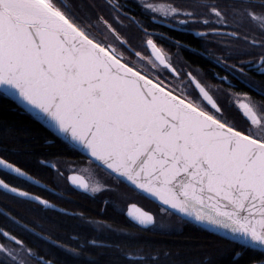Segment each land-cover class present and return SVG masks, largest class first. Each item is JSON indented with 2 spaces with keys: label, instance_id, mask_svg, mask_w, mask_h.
Masks as SVG:
<instances>
[{
  "label": "snow or ice",
  "instance_id": "1",
  "mask_svg": "<svg viewBox=\"0 0 264 264\" xmlns=\"http://www.w3.org/2000/svg\"><path fill=\"white\" fill-rule=\"evenodd\" d=\"M134 9L149 23L194 33L203 48L150 31ZM132 25L147 37L140 46L149 49L148 57L123 34ZM153 37L215 60L255 91L260 100L228 90L244 126L217 103L218 86L177 70ZM233 59L238 63L230 64ZM220 80L232 84L228 76ZM0 93L51 129L46 144L79 150L104 174L85 179L73 170L67 179L76 188L115 193L126 182L158 201L156 212L129 206L137 231L102 220L94 221L95 238L77 240L76 247L44 236L73 260L88 256L83 264H102L106 256L107 264H241L249 250L264 254V0H0ZM38 147L44 144L26 129H13L0 138V169L39 185L5 158L33 157ZM50 166L63 178L57 163ZM0 190L44 209L56 207L5 178ZM102 203L105 209L117 206L111 198ZM62 211L87 219L82 212ZM0 212L28 228L10 212ZM0 236L8 241L0 242V264H61L7 230L0 229Z\"/></svg>",
  "mask_w": 264,
  "mask_h": 264
},
{
  "label": "flooded vegetation",
  "instance_id": "2",
  "mask_svg": "<svg viewBox=\"0 0 264 264\" xmlns=\"http://www.w3.org/2000/svg\"><path fill=\"white\" fill-rule=\"evenodd\" d=\"M171 2V0H169ZM177 3V0H175ZM190 0L189 3H191ZM140 12L137 9H134L133 15H140ZM135 15V16H136ZM154 24L153 28H148L150 31H155L163 34L166 37H172L176 39L173 33H183L178 29H170L167 25H161L158 22H152ZM189 34V33H183ZM156 40L158 46L162 47L163 50L171 57V52L168 51L167 46H171L175 49L176 46L170 41L161 39L159 37L153 38ZM178 40V39H176ZM191 45L195 46L197 49H202L204 46V41L201 38L195 37L194 33H191ZM217 54L222 52V49L216 47L215 45H209ZM149 55L150 51L148 49ZM128 54V53H126ZM143 57H148L149 55L141 54ZM196 56H201L205 62L201 65L197 62ZM136 59V57H133ZM240 59H248V57H240ZM173 62V59H172ZM229 63H238V60H230ZM192 71L194 75H197L198 79H201L202 83H205L207 86H218L221 90L213 93L214 98L217 100V103L221 107L225 108L227 112L232 111L239 113L237 108L234 106L233 102L235 96H230L228 90L232 93L238 94L241 98L244 97L245 93L253 99L260 100L261 97L253 90L248 88L246 85L241 83L238 80L233 79L229 71L224 68L222 64H217L215 60H209L207 57L198 55L191 50V65H189V70ZM247 71V69H246ZM167 75V73H166ZM257 80L261 79L256 76L255 73L251 74ZM228 76L229 80L232 81L230 85L228 82H221L220 77ZM161 79H164L162 76ZM229 103V104H228ZM48 165H41L42 170L40 173L30 172L26 169L35 180L40 181L39 185H35L34 182L27 180L18 175L5 174L3 169H0V178H5L7 182L12 183L14 186L21 187L27 191H30L34 195L41 196L44 199L49 200L52 204L56 205L52 209H44L38 204V202L32 201L28 202L24 198H17L15 194L9 193L4 195L3 191L0 190V208H3L5 211L10 212L12 216L16 217V220L20 221L22 224L27 225L28 228H21L16 222L6 217L3 212H0V229L7 230L13 235H16L18 238L25 240V242L30 246L36 249L40 255H45V253H51L55 256L61 264H83V262L89 259L88 256L77 258L73 260L69 257L65 250L60 248L58 245L52 244L51 241L44 240V236L51 235L53 240H58L61 244H68L70 247H76V241L79 240L81 244L87 240L95 238V228L96 225L94 221L106 220L109 223L114 224L115 227L121 228H133L134 221H132L128 215L127 211L131 204L135 203L146 211L156 212L157 209L156 203L149 200L146 196L139 195L136 191L133 190L126 183L119 185L120 191L115 193H84L81 189L76 188L67 177L73 174V170L78 175H83L85 179H99L103 177V173L96 169L94 165H89L88 159L85 155L79 154H60L58 156L48 159ZM12 162V161H10ZM57 163L61 172L64 173L63 178H57L55 171L51 168V163ZM14 163V162H12ZM18 166V165H17ZM20 167V166H19ZM44 185H48V188H44ZM53 189L55 192H53ZM57 193H63L62 196H59ZM111 198L117 202L116 207L104 208L102 201L104 199ZM79 200L88 201L92 206L97 207L98 210H93L88 206H81ZM26 204L29 208L28 217L21 218L19 217V211L17 206L20 203ZM74 208L75 211L70 209ZM63 209H67L69 213H84L86 220H81L76 217L78 224L81 227L82 231L78 232V236L70 234L69 237L62 236L59 234L51 225V220L49 216L51 212H54L58 215H66ZM83 209L84 211H81ZM40 213V214H39ZM42 215V217H39ZM121 216V219H117L116 216ZM37 216V217H36ZM96 216V217H94ZM99 217V218H97ZM102 217V219L100 218ZM29 228L35 229V232H30ZM36 233H43V235L37 236ZM35 237V238H33ZM0 242H8L6 237L0 236ZM10 243V242H9ZM88 247H92L88 245ZM251 256H257L259 260L264 259V254L260 251L249 250ZM92 257L96 256V252H93ZM258 260V261H259ZM258 261L249 262L248 264L257 263Z\"/></svg>",
  "mask_w": 264,
  "mask_h": 264
},
{
  "label": "trees",
  "instance_id": "3",
  "mask_svg": "<svg viewBox=\"0 0 264 264\" xmlns=\"http://www.w3.org/2000/svg\"><path fill=\"white\" fill-rule=\"evenodd\" d=\"M190 0H177L179 4H188ZM137 11H139L137 9ZM140 12V11H139ZM140 15H136L137 19L140 20L145 27L153 28L154 24L149 23L148 18L146 15L139 13ZM127 23V21L125 22ZM125 36H132V40L130 43L135 48L137 52L141 54L149 55L148 48L141 47L140 45L147 39L146 36L139 30L138 26L132 25L130 26L127 31L123 33ZM176 39L188 42L191 44V34H183V33H173ZM155 38V37H153ZM168 51L173 54V64L177 68V70L184 69L185 71L189 70V65H191V50L189 49H176V53L174 52L175 49L171 46H167ZM197 62L199 64H203L205 60L201 56H196ZM229 104V103H228ZM235 121L243 127L245 124L244 119L242 118L240 113H235L232 111L228 112ZM13 129H26L28 133L35 137L37 141L41 144H44V147H38L35 150V156L33 157H9L5 156V158L10 159V161L16 163L18 166L23 167L24 169L34 172L40 173L43 169L42 166L38 163L37 157L40 159H52V157L58 156L60 154H79L75 149H72L70 146L57 148L50 146L45 143L46 140H50L54 135L49 131L46 127H44L39 121H37L33 116L29 113L22 110L12 99L5 97L3 93H0V138H7L11 135ZM7 130V131H5ZM0 155H4L3 152H0ZM79 204L81 206H88L93 210H98L97 207L92 206L85 200H79ZM19 211V217L26 218L28 217V206L23 204L22 202L17 206ZM70 209H74L70 207ZM75 211V209L73 210ZM81 211H84L81 209ZM40 214V213H39ZM37 217V216H36ZM42 217V215H39ZM96 217V216H94ZM99 218V217H97ZM102 219V217H100ZM117 219H121V216L117 215ZM51 220L52 227L62 236L69 237L70 234H74L78 236V232L82 231L80 225L76 218L71 217L69 215H58L54 212H51L49 216ZM128 229V228H127ZM132 231H137L133 228H129ZM151 235V234H148ZM152 239H159V237H152ZM256 251V250H254ZM97 255V254H96ZM102 264H107V260L109 257L102 256ZM259 259L257 256H251L249 252H247L241 258V264H248L249 262L258 261Z\"/></svg>",
  "mask_w": 264,
  "mask_h": 264
},
{
  "label": "water",
  "instance_id": "4",
  "mask_svg": "<svg viewBox=\"0 0 264 264\" xmlns=\"http://www.w3.org/2000/svg\"><path fill=\"white\" fill-rule=\"evenodd\" d=\"M11 99V98H10ZM14 101V100H13ZM16 104H17V102L16 101H14ZM18 105V104H17ZM19 106V105H18ZM20 107V106H19ZM21 108V107H20ZM22 109V108H21ZM23 110V109H22ZM30 114V113H29ZM31 115V114H30ZM32 116V115H31ZM34 117V116H33ZM35 118V117H34ZM36 119V118H35ZM37 120V119H36ZM37 121H39V120H37ZM44 127H46L47 129H48V127H47V125H45V124H43V122H41V121H39ZM49 131H51V129H48ZM54 134V133H53ZM78 152H80L79 150H77ZM81 153V152H80ZM82 154V153H81ZM84 155V154H83ZM86 156V155H85ZM15 174V173H14ZM16 175H18V174H16ZM26 179V178H25ZM31 181V180H30ZM32 182H34L35 183V181H32ZM126 183V182H125ZM127 184V183H126ZM14 194V193H13ZM34 195V194H33ZM149 200H151V201H153L154 203H156V204H158V201H156L154 198H150V197H147ZM36 202V201H35ZM138 206V205H137ZM138 208L139 209H142L143 211H146V210H144L143 208H141L140 206H138ZM128 212V211H127ZM147 212V211H146ZM129 217V216H128ZM131 220H132V218L131 217H129ZM133 221V220H132ZM259 251V250H258ZM253 264H257V263H253Z\"/></svg>",
  "mask_w": 264,
  "mask_h": 264
},
{
  "label": "rangeland",
  "instance_id": "5",
  "mask_svg": "<svg viewBox=\"0 0 264 264\" xmlns=\"http://www.w3.org/2000/svg\"><path fill=\"white\" fill-rule=\"evenodd\" d=\"M155 210H157V209H155Z\"/></svg>",
  "mask_w": 264,
  "mask_h": 264
}]
</instances>
